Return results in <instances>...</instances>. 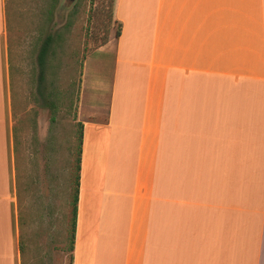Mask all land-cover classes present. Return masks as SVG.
Listing matches in <instances>:
<instances>
[{
  "label": "crops",
  "instance_id": "crops-1",
  "mask_svg": "<svg viewBox=\"0 0 264 264\" xmlns=\"http://www.w3.org/2000/svg\"><path fill=\"white\" fill-rule=\"evenodd\" d=\"M111 17L105 103L84 104L82 75L71 264H264V0H112ZM6 25L0 0V264H24Z\"/></svg>",
  "mask_w": 264,
  "mask_h": 264
},
{
  "label": "rangeland",
  "instance_id": "rangeland-1",
  "mask_svg": "<svg viewBox=\"0 0 264 264\" xmlns=\"http://www.w3.org/2000/svg\"><path fill=\"white\" fill-rule=\"evenodd\" d=\"M111 2L5 0L9 113L24 264H69L67 243L82 75L84 70V104L90 97L105 103L113 55L110 48L104 54L97 49L117 29ZM57 33L62 39L55 44L50 60L54 75L46 73L48 81L54 78L60 92L53 122L50 108L39 105L36 57L46 35Z\"/></svg>",
  "mask_w": 264,
  "mask_h": 264
},
{
  "label": "trees",
  "instance_id": "trees-1",
  "mask_svg": "<svg viewBox=\"0 0 264 264\" xmlns=\"http://www.w3.org/2000/svg\"><path fill=\"white\" fill-rule=\"evenodd\" d=\"M118 34V29L116 31ZM62 39V34L57 33L56 35L47 34L43 42L39 46L37 52V65H38V76H37V91L40 101V106L50 108L52 111L51 121L55 120V113L57 109L56 102L60 92L55 87L54 78L50 81L47 80L46 73L54 75V67L50 60L55 55V44H58ZM81 140H82V124L79 122L78 141L76 144V155L74 157V169H73V188L71 193V208H70V228L68 233V252H69V264H71L72 255L71 251L73 248L76 214H77V199L79 189V177H80V156H81ZM21 251L22 245L20 244Z\"/></svg>",
  "mask_w": 264,
  "mask_h": 264
}]
</instances>
